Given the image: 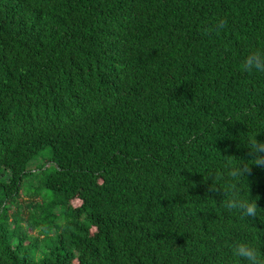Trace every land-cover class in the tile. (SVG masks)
<instances>
[{"label":"trees","instance_id":"1","mask_svg":"<svg viewBox=\"0 0 264 264\" xmlns=\"http://www.w3.org/2000/svg\"><path fill=\"white\" fill-rule=\"evenodd\" d=\"M258 38L264 0H0V264H237L257 234L264 254V216L242 230L210 187L264 142Z\"/></svg>","mask_w":264,"mask_h":264},{"label":"clouds","instance_id":"2","mask_svg":"<svg viewBox=\"0 0 264 264\" xmlns=\"http://www.w3.org/2000/svg\"><path fill=\"white\" fill-rule=\"evenodd\" d=\"M225 24L226 21L223 19L217 20L215 29L217 31L222 30ZM240 70L246 74L264 75V38H258V42L249 47L247 53L243 56ZM259 131L253 132L244 142L250 155L253 156V159L250 160L252 163L224 162L218 170L214 169L215 175L210 185L213 191L219 188L222 193L220 202H222L223 208L238 213L245 221L241 225L244 231L253 227L252 224L247 223L252 218L264 216V209L257 206V198L250 195L246 179V173L250 171V164L264 166V155H261V153H264V142L256 140V133ZM204 178L206 179V175ZM209 200L215 201L212 198H209ZM257 236L258 238L237 239L229 244L231 254L237 264H264V254L259 250L262 243L261 236L259 234Z\"/></svg>","mask_w":264,"mask_h":264},{"label":"rangeland","instance_id":"3","mask_svg":"<svg viewBox=\"0 0 264 264\" xmlns=\"http://www.w3.org/2000/svg\"><path fill=\"white\" fill-rule=\"evenodd\" d=\"M42 156L39 155L36 158H34V160L32 161V167L36 164V162H39L41 160ZM29 186V189H31L33 187V182L29 180V184L27 185V188ZM27 192L23 189L21 191V199H26L27 198ZM12 209L14 210V207H12ZM10 212H12V210H10Z\"/></svg>","mask_w":264,"mask_h":264}]
</instances>
